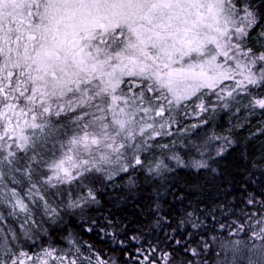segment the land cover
<instances>
[{"label":"snow or ice","instance_id":"obj_1","mask_svg":"<svg viewBox=\"0 0 264 264\" xmlns=\"http://www.w3.org/2000/svg\"><path fill=\"white\" fill-rule=\"evenodd\" d=\"M0 264H264V0H0Z\"/></svg>","mask_w":264,"mask_h":264}]
</instances>
